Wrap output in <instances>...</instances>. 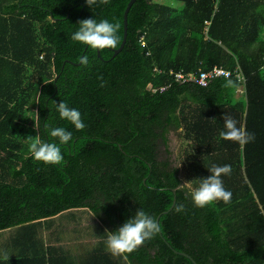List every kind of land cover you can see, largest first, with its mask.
<instances>
[{"label":"trees","instance_id":"1","mask_svg":"<svg viewBox=\"0 0 264 264\" xmlns=\"http://www.w3.org/2000/svg\"><path fill=\"white\" fill-rule=\"evenodd\" d=\"M128 1L0 0V230L83 205L121 223L140 208L155 219L167 211L156 236L129 256L193 264L175 249L197 264H264V0H180L179 10L135 0L114 57L71 39L81 20L95 18L118 22L121 42ZM215 65L230 75L205 86L174 76ZM61 101L80 111L83 131L60 119ZM224 114L255 139H221ZM45 125L72 133L62 165L28 152L29 137L52 141ZM178 130L184 171L167 155L168 133ZM213 164L231 165L221 177L230 202L196 207L178 184L197 187Z\"/></svg>","mask_w":264,"mask_h":264},{"label":"clouds","instance_id":"2","mask_svg":"<svg viewBox=\"0 0 264 264\" xmlns=\"http://www.w3.org/2000/svg\"><path fill=\"white\" fill-rule=\"evenodd\" d=\"M85 3L92 7L97 4H107L108 0H85ZM78 24V30L71 36L74 42L87 45L96 50L116 49L120 43L118 35L120 24L118 22H109L107 19L97 21L95 18H86ZM80 63L87 67L91 61L87 56H84L80 59ZM231 85L232 81L228 80L225 86ZM101 86H104L103 82ZM238 87L244 88V85L240 84L236 88ZM236 97L239 96L236 95ZM56 111L60 119L69 122L76 130L83 131L85 129L86 125L77 108L69 107L67 103L61 101L56 104ZM223 121L224 130L219 133L221 139L234 141L241 145L255 139L254 134L247 132L243 126L238 127L237 121L232 116L224 114ZM45 128L48 130V135L53 138L52 141L29 137L28 152L32 159L37 162L45 165H62L64 156L61 152V145H66L72 141V133L64 127L45 125ZM208 170L211 175L207 178H201L197 187H193L190 181L178 184L181 188L187 187L189 189L188 195L196 207L203 208L215 201L228 203L231 199V192L225 189L221 179L222 176L231 174V165L219 166L213 164ZM183 210V204H177L174 208L177 213ZM159 231L160 225L156 219L140 208L132 218L124 222L115 232H107L106 247L112 256L121 257L125 264H129L128 254L143 246L146 241L153 239Z\"/></svg>","mask_w":264,"mask_h":264},{"label":"crops","instance_id":"3","mask_svg":"<svg viewBox=\"0 0 264 264\" xmlns=\"http://www.w3.org/2000/svg\"><path fill=\"white\" fill-rule=\"evenodd\" d=\"M32 223L0 230V258L7 264H125L107 250V232L123 225L107 211L70 207ZM129 255V264H142Z\"/></svg>","mask_w":264,"mask_h":264},{"label":"rangeland","instance_id":"4","mask_svg":"<svg viewBox=\"0 0 264 264\" xmlns=\"http://www.w3.org/2000/svg\"><path fill=\"white\" fill-rule=\"evenodd\" d=\"M158 2L161 3H165L168 4L172 7L177 8L178 10L181 9L183 7V2L180 0H157ZM237 96H242V93H240L239 91L236 92V94H234V98H238ZM181 130V129H180ZM180 130H178L177 132L175 131H171V133H169L168 138H169V144H168V148H169V152L167 153L168 158L172 161V162H176V164L179 166L181 171H184V164H183V160H181V151L184 148V146L186 145V142L183 140L182 137H180V134H178V132H180ZM162 157L164 156V154L162 153L161 155ZM175 160V161H174ZM180 171V176L183 179L184 178V174L181 173ZM184 181V180H183Z\"/></svg>","mask_w":264,"mask_h":264},{"label":"built area","instance_id":"5","mask_svg":"<svg viewBox=\"0 0 264 264\" xmlns=\"http://www.w3.org/2000/svg\"><path fill=\"white\" fill-rule=\"evenodd\" d=\"M230 75V71L228 69H225L222 66H213L210 70L207 71H200L198 74L196 73H182L177 72L174 74L175 78L177 80H180L182 82L185 81H191L198 85L205 86L210 80L217 78V77H228ZM239 81L244 80V77L239 73ZM163 87H161V90ZM244 88L240 90V93H243ZM237 92V88L235 89V93Z\"/></svg>","mask_w":264,"mask_h":264},{"label":"water","instance_id":"6","mask_svg":"<svg viewBox=\"0 0 264 264\" xmlns=\"http://www.w3.org/2000/svg\"><path fill=\"white\" fill-rule=\"evenodd\" d=\"M134 1H135V0H129V1L127 2V4H126L125 8H124V11H123V34H122V40H121L119 46H118L116 49H112V52H113V53H112V57H114L117 53H119V52L121 51V49L123 48L124 44H125L126 36H127V15H128V12H129L130 7H131V5L134 3ZM53 20H54V19H53ZM97 54H99L98 51H97ZM75 64H77V63H75ZM148 87H149V86H148ZM174 201H175V199L173 200V203H172L171 206H173ZM170 208H171V207H170ZM170 208H169V209H170ZM169 209H168V210H169ZM165 212H167V211H163V212H161V213H159V214L157 215V217H156V221H157V222H158V219H159L160 215H161L162 213H165ZM173 250H174V252L179 253V254L185 256L186 258H188L189 260H191V262H192L193 264H197V263L194 261V259H192V257H191L190 255H188L187 253L182 252V251H177V250H175V249H173Z\"/></svg>","mask_w":264,"mask_h":264},{"label":"flooded vegetation","instance_id":"7","mask_svg":"<svg viewBox=\"0 0 264 264\" xmlns=\"http://www.w3.org/2000/svg\"><path fill=\"white\" fill-rule=\"evenodd\" d=\"M169 133H171V131ZM169 133H168V135H169Z\"/></svg>","mask_w":264,"mask_h":264}]
</instances>
